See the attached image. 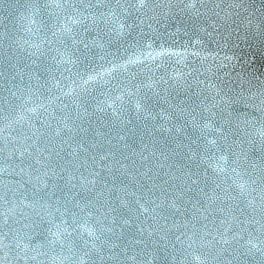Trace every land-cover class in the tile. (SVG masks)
I'll return each instance as SVG.
<instances>
[{
    "label": "snow or ice",
    "instance_id": "obj_1",
    "mask_svg": "<svg viewBox=\"0 0 264 264\" xmlns=\"http://www.w3.org/2000/svg\"><path fill=\"white\" fill-rule=\"evenodd\" d=\"M15 3L11 27L0 19V56L8 60H0V264H264V119L246 120L243 129L225 123L217 101H237L211 94V84L196 100L169 103L166 89L142 81L91 114L81 110V92L117 67L177 55L151 43L125 64L77 71L81 91L57 82L74 107L32 83L41 69L71 73L83 49L103 47L97 39L111 43L134 30L143 37L174 9L206 15L205 0ZM217 9L207 11L219 17ZM254 96L264 105V87ZM153 97L169 105L163 113L152 114ZM133 110L145 122L139 145ZM97 113L107 123L97 117L93 127ZM153 120L159 126L149 128ZM163 133L179 141L175 147L160 146ZM257 142L260 164L244 150Z\"/></svg>",
    "mask_w": 264,
    "mask_h": 264
},
{
    "label": "water",
    "instance_id": "obj_2",
    "mask_svg": "<svg viewBox=\"0 0 264 264\" xmlns=\"http://www.w3.org/2000/svg\"><path fill=\"white\" fill-rule=\"evenodd\" d=\"M205 3L206 7L201 11L206 12V15L197 16L174 9L175 14L162 19L159 24L153 23L152 29L145 26L143 37L139 31L134 30L123 38H114L111 43L106 37L97 39V45H103L102 48L91 45L89 49H83L81 46L84 62L73 68L71 73L64 71L63 66L59 69L53 68L51 75L41 69L34 72L32 83L34 86H42L40 92L50 96L53 101L55 96L60 94L64 102L74 107L71 98L63 96V93L54 87L57 82L65 91L72 88L81 91L77 71L85 72L89 67L98 68L100 65L108 68L113 64H125L129 56L145 49L146 43H151V50L155 52L164 49L177 55L163 58L158 56L155 62L145 60L142 63L128 64L126 68L117 67L115 72L106 75L102 81L89 85L87 93L81 92L80 99L76 101L81 105V110L87 107L91 114L97 104L108 99L110 94L122 95L119 89L123 88L126 92L142 81L155 82L161 89H166L164 95L168 97L169 103L185 101L190 97L196 100L201 92L209 94L206 84H211V94L219 91L224 100L230 98L231 101H237L220 103L218 100L219 106L214 111L223 109L225 123L231 121L233 126L238 123L243 129L246 120L256 122L264 119V105H261L258 96H254L258 88L264 87L261 84V81H264V24H261V21H264V0H205ZM217 4V10H222L219 17L207 11L216 8ZM17 7L15 0H0V19L6 21L9 27V16L17 11ZM87 39H95V33L87 35ZM136 41H139V44H135ZM3 51L8 52L7 46ZM197 52L199 55H195ZM0 60L7 65L6 57L0 56ZM161 78L168 83H163ZM194 93L197 95L194 96ZM150 105L153 115L163 113L169 106L163 99L156 97L152 98ZM52 107L58 109L60 105L54 102ZM130 107L126 105V108ZM105 108L110 114L112 109L106 105ZM97 117L107 123L108 117L105 113H97L93 117V127L99 126ZM129 118L133 121L130 127L135 129V140L139 145V136L145 134V122L136 119L134 110ZM152 124H157V121H149L148 127L151 128ZM170 135L157 134L156 139L160 141L161 147L165 144L169 148L176 146L179 141L173 143L169 139ZM244 150L248 152L251 160L260 164L261 152L258 142L245 146Z\"/></svg>",
    "mask_w": 264,
    "mask_h": 264
}]
</instances>
